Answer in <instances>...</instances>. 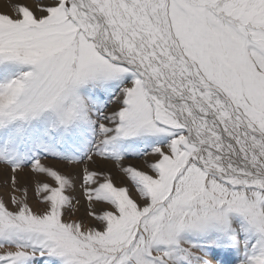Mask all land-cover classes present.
I'll return each instance as SVG.
<instances>
[{"label": "snow or ice", "instance_id": "1", "mask_svg": "<svg viewBox=\"0 0 264 264\" xmlns=\"http://www.w3.org/2000/svg\"><path fill=\"white\" fill-rule=\"evenodd\" d=\"M11 7L0 264H264V0ZM77 176L91 224L74 218Z\"/></svg>", "mask_w": 264, "mask_h": 264}, {"label": "rangeland", "instance_id": "2", "mask_svg": "<svg viewBox=\"0 0 264 264\" xmlns=\"http://www.w3.org/2000/svg\"><path fill=\"white\" fill-rule=\"evenodd\" d=\"M14 2L15 0H0V13L11 14L12 13L11 5ZM44 163L53 165L72 175H76L77 173H79L80 169L82 168V166L61 164L60 162L52 160L51 158H48L47 160H45ZM124 163L126 164L131 163L136 166H142L143 159L136 158V157H130L127 160H125ZM92 167L110 170L113 172L114 177L118 179L117 170L114 168L112 162H104V161L97 160L96 164L92 165ZM11 175H12L11 172L6 168V166L0 165V196H3L5 200L8 199V194L10 192L9 177ZM17 179H18L20 186L27 187L28 195H29V203L33 206V209L37 211L41 210L43 205L37 203V199L34 195L35 183L38 179H41V178L37 177L29 169L25 168L17 174ZM79 182H80L79 177L77 176V190L74 193H72V195H74L76 199L80 201V203L79 205L76 206L78 210L76 211V215L74 218L83 219L85 220V222L91 224L94 222L86 214L87 204L79 189Z\"/></svg>", "mask_w": 264, "mask_h": 264}, {"label": "bare ground", "instance_id": "3", "mask_svg": "<svg viewBox=\"0 0 264 264\" xmlns=\"http://www.w3.org/2000/svg\"><path fill=\"white\" fill-rule=\"evenodd\" d=\"M103 163V162H102ZM105 164V163H104ZM106 165V164H105ZM109 167V166H108ZM5 192V191H4Z\"/></svg>", "mask_w": 264, "mask_h": 264}]
</instances>
